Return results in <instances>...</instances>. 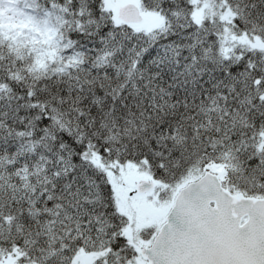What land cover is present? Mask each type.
Here are the masks:
<instances>
[{
    "label": "snow or ice",
    "instance_id": "6c2138e0",
    "mask_svg": "<svg viewBox=\"0 0 264 264\" xmlns=\"http://www.w3.org/2000/svg\"><path fill=\"white\" fill-rule=\"evenodd\" d=\"M0 264H264V0H0Z\"/></svg>",
    "mask_w": 264,
    "mask_h": 264
}]
</instances>
